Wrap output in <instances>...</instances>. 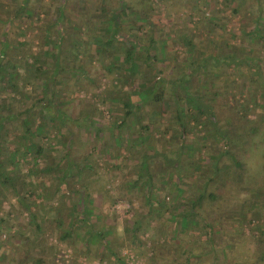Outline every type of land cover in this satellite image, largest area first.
<instances>
[{
    "label": "trees",
    "instance_id": "obj_1",
    "mask_svg": "<svg viewBox=\"0 0 264 264\" xmlns=\"http://www.w3.org/2000/svg\"><path fill=\"white\" fill-rule=\"evenodd\" d=\"M171 1L136 0L135 7L100 0L98 14L89 16L86 4L84 13L73 12L67 0L55 6L0 0V212L15 198L27 219L0 216V248L22 239L27 253L32 230L47 227L61 242L80 244L89 258L97 247L124 264L114 247L124 241H113L111 228L97 229L91 187L100 159L111 175L123 172L121 164L129 169L119 200L132 204L133 191H143L136 211L144 212L127 220L123 232L131 245L141 246L138 237L154 223L144 264H234L221 256L229 245L210 233V221L203 220L209 231L193 239L182 242L178 235L193 234L204 204L217 206L228 188L247 184L252 152L262 147L264 159V0H252V20L245 0H217L220 9L206 10L210 16L195 0L192 16L199 18L188 15L184 30H178L177 17L168 18L167 32L160 19ZM226 9L238 15L239 29L226 23ZM12 25L18 30L14 44L6 33ZM29 29L37 49L21 56L13 46H27L28 39L19 38H27ZM88 61L110 76L101 90L88 74ZM98 105L106 106L109 120L98 119ZM43 205L49 212L39 215ZM62 207L70 211L63 215ZM258 230V245L264 246V228ZM28 259L18 264H57L42 254ZM252 262L264 264V250Z\"/></svg>",
    "mask_w": 264,
    "mask_h": 264
},
{
    "label": "rangeland",
    "instance_id": "obj_2",
    "mask_svg": "<svg viewBox=\"0 0 264 264\" xmlns=\"http://www.w3.org/2000/svg\"><path fill=\"white\" fill-rule=\"evenodd\" d=\"M50 1L54 6L56 4H59V0H48V3ZM126 1L132 3L136 7V0ZM111 2L116 4V0H111ZM189 3L192 5V9H190ZM199 3L201 5V9L204 10L205 16L210 14L208 11H206L208 9H211L213 7L215 9H220V6L217 4V0H199ZM85 4L88 8L89 16L98 14V9L101 5L100 0H85L84 2H79V0H67V5L70 6V9H72L73 12L81 11V13H84L86 9H83L84 7L82 6H85ZM195 4V0H173L171 1V3H169V5L167 4L165 6L164 9H166L167 11L164 14L162 13V6H157V9L160 7L158 9V11L161 12L160 14H163L160 22L163 26H166L165 30L167 32L170 31L168 29L170 25L167 22V19L170 18V21H172L175 17H177L178 19V30L186 29L188 27L186 20L189 19L188 15H190L191 17L194 14ZM244 5L248 8L250 20L255 19L257 9L252 6V0H245ZM229 12L230 11L228 9L224 11V15H228L226 23H233V25L237 29H239V23L237 20L238 15L235 17H231V14ZM40 17H42V15H40ZM84 17L85 16H83L82 19H84ZM198 18V16H192V19L194 21H196ZM203 21L199 20L198 24H196L197 27L201 30L204 29ZM2 31L3 28H0V33ZM17 31V27L14 25L6 30L7 38L13 44L16 43V39L18 38L16 34ZM235 31L238 32V30L236 29ZM26 35L27 38L23 37L19 39L21 41L28 39L27 46L23 48L17 45L13 46L14 48L21 50V56L24 55L28 50L36 51V44L39 42L33 41V37L35 35L34 30L29 29L26 32ZM163 37L165 38V36ZM174 49L178 51V53L176 54L177 56L181 54V48L176 46L174 47ZM171 62L175 64L173 61ZM87 63L88 64L86 67L88 68V74L97 80L98 89L101 90L106 87L111 80L110 76L106 74L104 76L103 73L96 67V65L90 63L89 61ZM96 89L97 88L86 93L81 92L78 96L79 100L83 101L90 97V95L94 91L95 93L98 92ZM77 102H74V107H76ZM97 107L99 109L98 115L101 114L98 119L109 120V114H107L106 112L103 113V111H106V106L98 105ZM70 109L75 108L70 107ZM74 111L76 112V110ZM166 138H168V136H166ZM158 143L160 145H166L164 144V141L162 142L161 139H158ZM262 152L263 149L262 147H260L259 150L252 152L250 159L247 160L246 165L247 169L249 170V178L246 181L247 184L245 185L243 182V184H239L236 187L234 186L228 188L227 191L222 195V199H220V201H217V206L208 203L204 204L202 209L198 212L195 227L193 229L194 232H192L193 234H191L190 230H188L186 234L181 233L178 235L179 240H183L182 242H185L187 238H195L197 236V233L201 231L206 232L207 229L209 231L208 226L206 229L203 228V220L210 221L212 223V231L210 233L214 235V237L225 238L224 243L226 245H229V248L225 249V253L221 255L225 259V261L234 264H253L252 258L254 257L255 253L258 254V252L264 250L263 245H258V239L260 237L258 226L264 228V172L262 170L264 159L261 157ZM96 161L98 165L97 167L99 168V179L97 181V179L95 178L94 183L96 184V186L91 187V190L94 191L93 196L95 197V202L92 206L94 209V213L98 216L97 229H100L102 226L111 228L116 234L112 236L113 241H124L122 246L114 245L115 249L118 250L119 254L123 257L124 264H144L146 260V256L144 253L148 248L149 239L151 236L155 237V233L152 231L154 223L150 222V226L147 228V230L138 237V240L143 243L141 246H138V244L131 245L128 242L127 236L124 235L123 232V227L126 224L127 220L131 222V220L136 218L137 213L144 212V209H139L138 211H136L139 204L138 199H142L143 191H133V194L130 195L131 201L133 202L132 204L127 203L124 200H119L117 198L119 192L118 188L121 186L126 190V188L124 187V182L127 176H129V169L123 168L120 162L123 172L121 174H116L113 172L119 171L111 169V171H113V174L111 175V172H107L108 165H104L100 159H97ZM110 175L111 179L108 178V176ZM157 183H159V180L157 181ZM220 203L223 205V207L218 208ZM53 205L56 206L55 203H53ZM69 205L70 203L68 204V207ZM49 209V206L43 205L42 207H39L38 211L36 208L33 210L37 211L39 215H43L45 211L49 212ZM226 210H229V212H227ZM69 211V208L62 207L60 213L66 215V213H68ZM261 212L263 213V216H261ZM5 214H8L9 217H12L15 222L19 221L21 223H27L26 215L23 213L20 214L19 207L15 201V198H11L9 203H4L3 211L0 212V216ZM11 224L13 225V221L11 222ZM169 225L172 226L173 224L171 223ZM213 227L215 233H213ZM29 228V225L26 226V230L24 232H28L30 230ZM108 231H110L109 235L113 234L111 230ZM217 231H220L221 233ZM31 234H34L35 237L28 242L27 247H32V250H28L27 253L25 252L26 248H24L23 246L20 248L19 241L22 239H13V247H11L10 245L2 244L0 248V256L3 257L0 260V264H18L21 259L29 258V261L31 258H33V256L35 258H40L41 254L51 256L52 258H54V261L57 264H73V262H75L76 264H116L112 260H108L107 253L103 255L98 253L97 247L91 248V253H89V256L92 258L87 257L85 254L81 253L82 250L80 248L82 247L80 244L72 245L61 242L60 240H58V233H51L47 227H45L44 231L40 233L32 230ZM189 234H191V236H189ZM1 239L3 240V242L5 241L3 236L1 237ZM76 246L79 248H76ZM18 248H20L19 255L15 253V249ZM34 248L39 250L35 251ZM44 248L46 251L44 250ZM20 250L22 251V253H20ZM148 253L147 256L149 255Z\"/></svg>",
    "mask_w": 264,
    "mask_h": 264
}]
</instances>
